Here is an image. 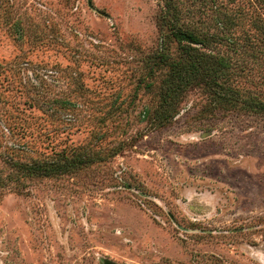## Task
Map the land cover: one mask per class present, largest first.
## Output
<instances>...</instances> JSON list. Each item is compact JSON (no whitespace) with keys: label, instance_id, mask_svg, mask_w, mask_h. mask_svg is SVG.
<instances>
[{"label":"rangeland","instance_id":"obj_1","mask_svg":"<svg viewBox=\"0 0 264 264\" xmlns=\"http://www.w3.org/2000/svg\"><path fill=\"white\" fill-rule=\"evenodd\" d=\"M0 264H264V0H0Z\"/></svg>","mask_w":264,"mask_h":264},{"label":"trees","instance_id":"obj_2","mask_svg":"<svg viewBox=\"0 0 264 264\" xmlns=\"http://www.w3.org/2000/svg\"><path fill=\"white\" fill-rule=\"evenodd\" d=\"M173 34L176 38H183L185 39L189 44L195 45V44H201V42L191 33H187L184 31H179L177 28H173ZM184 54L191 58V64H192V72L189 74V76L184 77V75L179 76V79H181V82L189 83L188 81H191L193 77L199 76V75H207L204 71L205 68L203 67V59L202 55L196 51L195 48H191L189 46H186L183 48ZM190 51H195L192 54H190ZM212 76L209 75V79ZM170 91H174L171 88H169ZM176 92V91H175ZM68 166H65V169L58 168L57 166H51V167H43L40 168L39 171L44 175H52V174H58L63 171H67Z\"/></svg>","mask_w":264,"mask_h":264}]
</instances>
